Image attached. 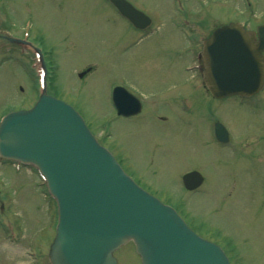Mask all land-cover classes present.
<instances>
[{"label":"rangeland","instance_id":"1","mask_svg":"<svg viewBox=\"0 0 264 264\" xmlns=\"http://www.w3.org/2000/svg\"><path fill=\"white\" fill-rule=\"evenodd\" d=\"M136 2L163 23L171 22L172 10L181 6V18L197 20L204 33L231 22L249 29L264 23V0ZM1 9L7 19L0 25V118L36 102L30 59L21 55L22 44L8 39L21 34L27 23L30 36L42 43L55 65L52 94L77 109L95 136H103L137 180L175 203L205 238L227 246L234 264H264V91L258 97L262 101L240 104L232 99L216 109L235 143L241 146L247 141L244 149L250 157L242 155L243 151L233 154L208 137V119L197 105L186 114L164 105L166 110L158 113L166 115L167 122L155 121L149 111L145 119L115 115L114 84L134 83L145 97L161 104L162 94L188 92L187 86L179 91V85L195 71L190 68L195 58L185 51L162 52L160 39L141 45L140 57L129 55L122 43L115 44V36L119 33L122 39L125 32L132 33L106 0H0ZM184 28L189 27L180 25ZM178 35L185 46L187 41ZM88 66L91 70L80 78L78 72ZM188 98L195 101L191 90ZM9 163L0 159V205L6 204L4 210L0 208V264H36L38 260L48 264L55 205L34 167L16 170ZM194 164L205 183L198 192L189 193L179 185L180 172ZM117 256L119 264H139L130 242Z\"/></svg>","mask_w":264,"mask_h":264},{"label":"water","instance_id":"2","mask_svg":"<svg viewBox=\"0 0 264 264\" xmlns=\"http://www.w3.org/2000/svg\"><path fill=\"white\" fill-rule=\"evenodd\" d=\"M113 2L128 18L150 22L126 0ZM263 51L264 24L256 30L234 22L217 28L206 41L203 61L213 94L259 91ZM0 155L37 165L57 199L52 264H116L113 252L131 239L143 264H231L218 245L195 234L172 208L137 186L79 113L60 99L44 93L33 108L6 114ZM193 175L194 183L202 181Z\"/></svg>","mask_w":264,"mask_h":264},{"label":"flooded vegetation","instance_id":"3","mask_svg":"<svg viewBox=\"0 0 264 264\" xmlns=\"http://www.w3.org/2000/svg\"><path fill=\"white\" fill-rule=\"evenodd\" d=\"M130 1L133 4H135L139 9H141V10L145 11L147 14H149L152 18V23L147 27H136L128 19H126V18L123 19L126 22L125 24L128 27V31L130 32V34L131 33L132 34H131V36H129V33L125 32L123 34L122 39H121L120 34L117 33L115 36V43L116 44L120 43L121 40L123 42H126L128 52L130 51L129 55L134 53L135 54L134 57H140L141 56L140 50H142V48L140 46L142 45V47H144L143 42H145L149 39H153L154 41H156L157 39H160L161 40L160 43H162L164 45V47H162V52L168 51V52H171L173 55H175L176 51L178 53H183V51H185V52L191 54V56L193 58L196 57V51L200 49V48H198L199 47V38H197L198 41L196 40V42H194L191 38L194 35V31L198 30L197 24L188 23V22L185 23V24L188 23L189 28H187V30L190 31V34L192 35L191 37H188V34L185 33V28H184V30L180 29V25L183 28L184 23L177 22L174 20V19H178V18L182 17L180 15L181 11H183V8L181 6H175L174 10L171 9L174 13L172 15L173 19L171 22H169V23L161 22L160 23L159 22L160 19L156 20L154 15L150 14L143 6H141L139 3H137L136 0H130ZM171 1L174 2L175 4L181 3V0H171ZM153 19H155L156 22H154ZM167 31H169V32H167ZM178 33H180L183 36V38L187 41V44L185 46L182 44V41L178 39L179 38ZM196 34H197V32H196ZM175 40H179V42L175 43L174 42ZM180 47L181 48L185 47V49L184 50L177 49ZM131 51H134V52H131ZM155 51H156V49H155ZM87 68L88 67H86L85 69H87ZM87 72L88 71H86V73ZM132 84L133 85L126 86V87L128 88V90H130L131 92H133L134 94H136L139 97V99L141 100V109L138 113L132 114L130 116H122V115L117 114L115 111L116 116H118L119 118L135 120V119H138L140 117H143L145 119V117L148 116L146 114V112L149 111L150 115L153 116L155 121L167 122V120H168L167 116L164 115L163 113H161V114L158 113V111H160V110H166L163 108L164 105L168 106L169 108H171L174 111H178V112L180 111L181 113H185V114L187 112L192 111L193 106L197 105V110H198V108H204V111H202L201 115L203 114L208 119V123H209V127H210L208 137L213 142H215L219 146H226V147L230 148V150L232 152H234L233 154L238 153L240 151H243L244 153L242 155H244L245 157H250V154H247L245 149H244V145L247 141L243 142V144L241 146H239V143L237 141L235 143V141L232 139L231 131H230L229 127H227L226 125L225 126L228 130V137H226V140H219L215 136V129H214L215 124H216V122H222L221 119L218 118L215 113H216L217 107H220V106L226 104L228 100L231 101L232 99H234V101H236L240 104H243L246 102H248V103L253 102L254 99H258L259 101H262V98H260V99L258 98L259 97L258 93L251 96V97L249 96L246 98H241L239 96H226V97H222V98H216L215 96H213V93L208 89V87L204 84L203 79L197 74L196 71H194L192 73V76L189 79L181 82V84L179 85V87H180L179 91H182L183 87L187 86L186 90L188 92L186 94H181L179 96H177L174 92L168 93V94H162L161 104H157V101L155 100V98L150 97L148 99L147 96L146 97L144 96L145 92H143V90H141V88L137 87L134 83H132ZM123 86H125V85H123ZM174 86L176 89L178 88V85H174ZM190 90L195 94V101L194 102L192 101L191 98H188V93ZM170 98H172V99H170ZM199 105H200V107H199ZM137 123H138V121H137ZM99 139L102 142H104L103 136H99ZM249 151H251V150H248V152ZM114 155L116 156L118 161L121 163V165L125 168V170L134 176V173L124 165L123 158H121L120 156H118L115 153H114ZM197 165H195V164L193 166L188 165L187 167H185L186 169H183V171L180 172L179 185L186 192H189V193L198 192L202 188L203 184L205 183V176H204L203 183L194 189H188L184 185L183 176L186 173H189L191 171H200L196 167ZM135 177L136 176H134V178ZM140 184L142 186H144L146 189L150 190V188L148 186H145L143 183H141V181H140ZM184 199L185 198H183V201H184ZM162 200L164 202H167V203H172L171 201L163 199V198H162ZM173 204H175V203H173ZM181 214L186 219L189 226L195 232H197L198 234H201V231L198 230V228L192 223V221L189 220L183 213H181ZM201 235H203V234H201ZM46 253H47V251H46ZM47 263L50 264L49 261ZM36 264H44V263H42L41 261L38 260V262ZM122 264H125V263H122Z\"/></svg>","mask_w":264,"mask_h":264}]
</instances>
